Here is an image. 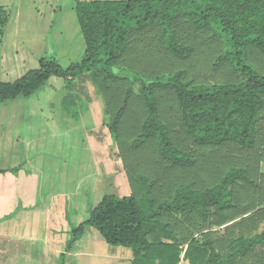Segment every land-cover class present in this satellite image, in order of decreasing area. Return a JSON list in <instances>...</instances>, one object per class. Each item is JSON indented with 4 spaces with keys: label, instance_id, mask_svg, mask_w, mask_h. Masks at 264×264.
Segmentation results:
<instances>
[{
    "label": "trees",
    "instance_id": "trees-1",
    "mask_svg": "<svg viewBox=\"0 0 264 264\" xmlns=\"http://www.w3.org/2000/svg\"><path fill=\"white\" fill-rule=\"evenodd\" d=\"M70 5L83 40L78 59L62 66L54 56L42 53L32 62L19 52L12 75L0 67V102L31 96L51 76L66 81L91 71L99 76L107 126L131 192L105 193L89 208L88 217L72 228L67 252L59 254L62 262L92 226L105 243L129 248L130 264H264V146L255 139L264 109V72L251 52L264 53V0H72ZM4 17L0 8V23L10 20ZM181 17L196 30L212 32L224 46L212 66L229 62L241 79L197 82L175 59L166 62L170 71L164 64L152 70L149 61L164 48L178 59L194 53L193 44L178 41ZM3 48L17 51L5 41V31ZM115 65L135 74L127 80L113 72ZM173 111L175 128L167 116ZM147 140L171 166L189 167L194 154L204 158L200 177L188 178L185 170L175 181L165 172L162 180L167 177L173 186L156 202L158 181L133 173L127 162L129 155L137 159ZM19 167H0V174ZM249 212L224 228L222 237L209 226L186 231L195 214L203 223L210 218L206 225L221 226Z\"/></svg>",
    "mask_w": 264,
    "mask_h": 264
},
{
    "label": "rangeland",
    "instance_id": "rangeland-1",
    "mask_svg": "<svg viewBox=\"0 0 264 264\" xmlns=\"http://www.w3.org/2000/svg\"><path fill=\"white\" fill-rule=\"evenodd\" d=\"M71 2L0 0V8L6 13L3 20L10 19L0 23V36L5 31V41L13 44V49L17 46L16 52L0 49V67L11 72L5 73L12 75L17 70L19 52L32 62L42 53L54 56L62 66L80 57L83 40ZM177 22L178 41L193 44L195 51L178 59L164 48L157 60L153 56L148 63L153 71L163 64L167 68L166 62L175 59L177 66L185 68L187 76L197 82L241 79L229 62L212 66L224 46L210 30H196L182 17ZM251 52L258 58L256 63L262 62L264 72V53L255 49ZM112 70L127 80L135 74L126 66L115 65ZM94 73L71 81L51 76L31 96L0 102V167L20 166L18 171L0 174V264H129L126 257L131 256V250L105 243L92 226L86 227L63 262L59 257L67 252L72 228L88 217L89 208L103 194L122 196L131 192L115 137L107 126L109 113L99 76ZM133 90L137 93V84ZM167 116L171 127H177L175 111ZM258 126L255 139L257 145L264 146V109ZM153 147L147 140L145 149L138 148L137 159L133 161L135 157L129 155L127 162L133 164V173L140 171L147 179L158 181L156 202L168 196L167 188L173 186L167 177L166 182L162 180L165 172L175 175V181L184 178L185 170L188 178L200 177L204 158L194 154L195 161L189 167L171 166L157 157ZM192 221V227L186 230L189 233L206 227L210 218L203 223L195 214Z\"/></svg>",
    "mask_w": 264,
    "mask_h": 264
},
{
    "label": "crops",
    "instance_id": "crops-1",
    "mask_svg": "<svg viewBox=\"0 0 264 264\" xmlns=\"http://www.w3.org/2000/svg\"><path fill=\"white\" fill-rule=\"evenodd\" d=\"M16 113H17V115H18V113H19V111L17 110L16 111ZM21 115H23V113H20ZM23 116H28V113H25V115H23ZM260 207H257L256 208V210L257 209H259ZM255 210H253L252 212H254ZM252 212H249V213H247V214H243V215H240V214H238L233 220H231V221H229V222H227V223H225V224H223V225H221V226H216L215 224H208V225H206V227H210L209 229L210 230H218V231H220V234L218 233L217 234V236H219V237H222L221 235H223L222 234V230L224 229V228H226V227H228V226H231L233 223H237L242 217H245V216H247L248 214H250V213H252ZM243 225V224H242ZM242 225H240V226H242ZM90 239V238H89ZM88 239V240H89ZM92 240L93 241H97L96 239H94V238H92ZM68 253H70V252H68ZM121 259H123V258H121ZM131 259H132V253H131V256L128 254L127 255V257H126V260L127 261H129V264H130V261H131Z\"/></svg>",
    "mask_w": 264,
    "mask_h": 264
}]
</instances>
